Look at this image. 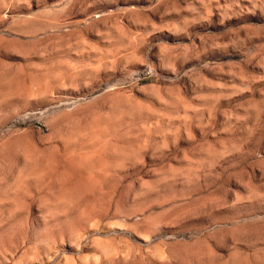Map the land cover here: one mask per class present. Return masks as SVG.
<instances>
[{"label":"rangeland","instance_id":"obj_1","mask_svg":"<svg viewBox=\"0 0 264 264\" xmlns=\"http://www.w3.org/2000/svg\"><path fill=\"white\" fill-rule=\"evenodd\" d=\"M0 264H264V0H0Z\"/></svg>","mask_w":264,"mask_h":264}]
</instances>
